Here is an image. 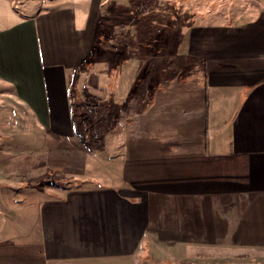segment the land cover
<instances>
[{
	"label": "crops",
	"instance_id": "obj_1",
	"mask_svg": "<svg viewBox=\"0 0 264 264\" xmlns=\"http://www.w3.org/2000/svg\"><path fill=\"white\" fill-rule=\"evenodd\" d=\"M111 3L0 0V264H159L151 249L162 264H264V0ZM111 22L132 41L153 24L182 35L119 118L123 79L92 59ZM122 50L134 89L124 56L146 52ZM43 169L80 188L25 193L18 177Z\"/></svg>",
	"mask_w": 264,
	"mask_h": 264
},
{
	"label": "rangeland",
	"instance_id": "obj_2",
	"mask_svg": "<svg viewBox=\"0 0 264 264\" xmlns=\"http://www.w3.org/2000/svg\"><path fill=\"white\" fill-rule=\"evenodd\" d=\"M125 0H113V3H111V6L108 7L106 9V11L111 14L113 11H117V4L121 3ZM112 5L115 8H112ZM123 7L119 8V11H123ZM22 11H24L25 9H21ZM191 12V11H190ZM163 24V23H162ZM102 26V25H101ZM185 27H187V23L184 24ZM152 36L153 39L152 40H146V41H140V40H128V38H131V36L129 37L128 34L125 35H118L116 33L113 32L114 30V25L111 23L107 24L106 30L103 34H100V37L103 36V40L98 42V44H100L98 51L100 53H98V56L101 57H97V56H92L93 62L96 59V64L98 66H100V69L102 73H99L100 78H101V74H105L106 75V80L109 81V83L116 85L119 82V78L123 79V81H121V87H120V95L119 96V104H118V118L121 115L123 116L124 114H126V112L128 111V100L132 97V96H139L140 94V90L142 89L143 85L147 83V85H149V79L153 80L154 78H156L157 74L155 73L157 71V61L159 59V57H157V53H160L158 51H162L163 49L161 48H167L169 47H173V49L175 48V44L177 43L178 40V46L180 47V43L182 42V40L180 39L182 37V35H176L177 32H173L175 30H171L169 29L166 32H169L168 34H164V31L160 33L156 32V29H163L160 28V26L157 24H153L152 26ZM176 28V25H175ZM174 28V29H175ZM177 30V29H176ZM172 33H171V32ZM186 32V30H185ZM158 33V34H155ZM156 37V38H155ZM105 38V39H104ZM127 38V40H125ZM155 38V39H154ZM120 39V41H118L117 43L115 42L116 40ZM184 42H186V40H183ZM103 42H105V46L103 49L102 48V44ZM177 46V45H176ZM168 47V48H169ZM125 48V55H127V50L126 48L130 49L131 54H137L138 52H141L145 50L146 55L143 56V59H140L139 57H137V60H133V57H127V63L129 62V67L131 69V75L135 78V82H134V89L132 86H128V82L131 81L132 79L130 78L129 80L127 78H125L126 76L123 75V77L121 76V74H118L117 71H119V69H123L124 66L121 65L122 60H123V50ZM144 48V49H141ZM117 49H121L122 51L117 52ZM169 51V50H168ZM174 50H172L173 52ZM97 52V51H95ZM170 52V51H169ZM104 53V56L100 55V54ZM135 56V55H134ZM172 58L169 57V68L171 67L172 69H174L173 71L168 72V74H179L178 71H176V69H179L180 64L182 63L181 59L182 56L179 54H176L173 56V61L171 60ZM185 59V57H184ZM126 63V64H127ZM160 64V63H159ZM164 64V63H162ZM174 64V65H173ZM172 65L174 67H172ZM128 67V65L126 66ZM170 68V69H171ZM95 76V73H93V76ZM103 76V75H102ZM102 79H104V77H102ZM146 80V82H145ZM158 80V79H156ZM133 89V91H132ZM4 94V90L2 88H0V107L2 106V109L5 110H12L11 108H9L6 104H5V97L3 98ZM7 96V95H5ZM116 99L117 97L114 96ZM3 100V101H2ZM114 106H117L114 104ZM2 115L5 118L9 119L10 121L12 119H20L25 121V123H18L17 122V126L19 128H24L26 130H30V129H34L37 130L35 128V126L32 124V121L29 122L28 124V120L29 118L25 115L22 116V114H20L19 112L15 113V117H11L7 112H2ZM26 114V113H25ZM114 114L116 115V110L114 111ZM19 120V121H20ZM16 123H14L15 125ZM92 125H95L94 121H87L86 123V128L88 130V127H91ZM27 127V128H26ZM89 138V136H88ZM92 139V138H91ZM89 138V141L91 140ZM84 142L88 141L86 138L83 139ZM49 140H48V136L44 133V132H40V136H39V143L41 144L39 147V150L37 153H40V157H44L46 154V150L48 149L47 146L49 144ZM7 143H2L0 142V149L3 150L5 149L7 146L5 145ZM26 141H24L23 143H16V147L18 148L17 150L20 151H32V147L27 146L25 147ZM86 144V143H85ZM88 144V143H87ZM28 147H30V150L28 149ZM16 150V149H15ZM16 150V151H17ZM23 152L24 155H27V152ZM36 152V151H34ZM19 154V153H17ZM32 153H29V155L31 156ZM112 159V158H111ZM111 159H109L108 161H110ZM55 176L48 170L43 169V170H38L37 172H33L32 174H30V171L28 170L26 172V175L24 177H18V180L20 182H22V185L24 186V188L26 189L25 193H29L31 191H33L34 193H41L43 196L44 195H48L50 196V192L48 191H52L54 188H66V187H78L80 188V183H75V184H69L66 185V183L64 182H58L55 181ZM16 180V179H15ZM39 180V183H37V181ZM30 183V187H35L34 190H29L27 191V189L29 187H27L28 183ZM48 190V191H47ZM150 256L152 257V259L154 261L159 262V264H162L161 261H163V259H158L157 254L153 252V250H150ZM153 262V261H151Z\"/></svg>",
	"mask_w": 264,
	"mask_h": 264
}]
</instances>
